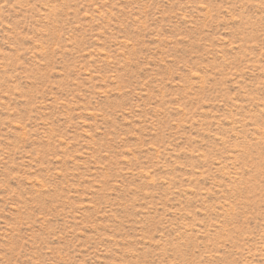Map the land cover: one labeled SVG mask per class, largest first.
Wrapping results in <instances>:
<instances>
[{"label": "rangeland", "instance_id": "1", "mask_svg": "<svg viewBox=\"0 0 264 264\" xmlns=\"http://www.w3.org/2000/svg\"><path fill=\"white\" fill-rule=\"evenodd\" d=\"M0 264H264V0H0Z\"/></svg>", "mask_w": 264, "mask_h": 264}]
</instances>
